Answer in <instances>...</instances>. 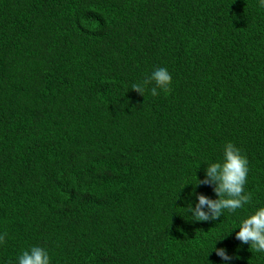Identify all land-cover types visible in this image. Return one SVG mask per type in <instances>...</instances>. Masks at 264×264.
Here are the masks:
<instances>
[{
	"label": "trees",
	"instance_id": "trees-1",
	"mask_svg": "<svg viewBox=\"0 0 264 264\" xmlns=\"http://www.w3.org/2000/svg\"><path fill=\"white\" fill-rule=\"evenodd\" d=\"M157 67L167 92L130 88ZM227 142L252 199L195 220V194L218 198L195 175ZM261 204L257 0H0V264L34 245L52 264H264L227 235Z\"/></svg>",
	"mask_w": 264,
	"mask_h": 264
},
{
	"label": "clouds",
	"instance_id": "clouds-1",
	"mask_svg": "<svg viewBox=\"0 0 264 264\" xmlns=\"http://www.w3.org/2000/svg\"><path fill=\"white\" fill-rule=\"evenodd\" d=\"M257 4L264 9V0H257ZM171 83L172 75L168 68L157 67L147 79L132 83L130 88L143 96L145 91L150 92L152 96H157L161 91L167 92ZM204 163L206 168L203 180H199L195 175L197 181L195 185L192 183L184 185L211 184L218 198L212 199L203 194H195L197 198L195 206L189 203L187 207V212H191L195 220H216L224 215L225 210L235 213L237 209L243 208L250 202L252 194L246 192L244 187L250 171L249 161L234 143L227 142L223 145L220 159ZM236 228H239V231L235 233L238 240L242 243H250V247L256 252H264V204L240 220L238 226L227 235ZM5 237L6 233L0 232V245L5 243ZM215 251L222 258L223 264H227L232 259L225 248H215ZM17 264H52V257L46 247L34 245L17 256Z\"/></svg>",
	"mask_w": 264,
	"mask_h": 264
}]
</instances>
